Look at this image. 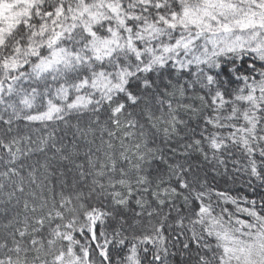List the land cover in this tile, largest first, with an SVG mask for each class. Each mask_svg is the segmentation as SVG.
I'll return each instance as SVG.
<instances>
[{
  "label": "snow or ice",
  "instance_id": "obj_1",
  "mask_svg": "<svg viewBox=\"0 0 264 264\" xmlns=\"http://www.w3.org/2000/svg\"><path fill=\"white\" fill-rule=\"evenodd\" d=\"M232 149L264 185V0H0V264H264Z\"/></svg>",
  "mask_w": 264,
  "mask_h": 264
},
{
  "label": "trees",
  "instance_id": "obj_2",
  "mask_svg": "<svg viewBox=\"0 0 264 264\" xmlns=\"http://www.w3.org/2000/svg\"><path fill=\"white\" fill-rule=\"evenodd\" d=\"M182 118L187 119L186 116H182ZM25 123L26 122L21 121L19 122V126L22 131H29L28 128H25ZM195 126V122H192L191 127ZM30 128H41V125L36 123L31 125ZM186 132V129L181 132V136H185V139L187 138L185 135ZM31 134L35 136L34 132ZM61 134L63 135V133ZM157 143H159L160 147L164 149L166 157L175 159L176 157L169 151V147L177 148L178 152L182 151L179 146L184 144L185 140H182L179 137H173L168 143H161L158 138ZM232 152V156L225 154L227 171H225L223 167L215 165V162L213 161H204L199 154H193L190 162L194 167L199 165L198 174L200 178L202 180L206 179L210 185L217 187L221 191L227 190L233 196L247 197L248 199L259 201L261 197H264V185H262L259 180L249 176L248 173L243 170V164L245 161L241 154L237 152L236 149H232ZM179 159L183 160L185 158L180 156ZM234 160H240V164H233ZM161 168H163V165H161ZM0 207H3V205H0ZM131 215L132 214L129 213V216Z\"/></svg>",
  "mask_w": 264,
  "mask_h": 264
}]
</instances>
